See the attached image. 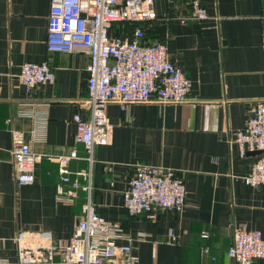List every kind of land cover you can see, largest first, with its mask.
<instances>
[{"label":"crops","instance_id":"obj_1","mask_svg":"<svg viewBox=\"0 0 264 264\" xmlns=\"http://www.w3.org/2000/svg\"><path fill=\"white\" fill-rule=\"evenodd\" d=\"M201 3L206 17L181 20L190 12L187 0H152L154 16L137 23L143 41H163L189 78L187 98L123 106L108 102L109 138L94 145L89 165L81 143L74 141L71 118L75 111L88 114L81 101L86 54L47 50L49 0H0V259L14 261L13 237L23 229L48 231L58 245L66 243L85 198L81 188L71 200L56 193L52 157L36 163L33 181L16 183L10 153L14 132L32 151L46 155L75 149L78 157L67 161L69 176L89 167L96 213L117 222L116 242H128L138 262L229 264L233 227L258 229L264 237V186L241 179L258 151L241 155L233 141L253 103L264 97V0ZM131 26L126 23L123 31L113 24L120 33ZM23 61H46L53 80L26 88L17 77ZM139 162L170 167L182 178L180 209H161L152 219L125 211L122 192ZM77 179L86 182L82 175ZM61 255L54 253L50 264H61ZM249 264H264V257Z\"/></svg>","mask_w":264,"mask_h":264},{"label":"built area","instance_id":"obj_2","mask_svg":"<svg viewBox=\"0 0 264 264\" xmlns=\"http://www.w3.org/2000/svg\"><path fill=\"white\" fill-rule=\"evenodd\" d=\"M189 15L200 19L207 15L201 0H187ZM154 16L152 0H49L45 44L47 50L81 51L87 56L86 94L81 99L87 116L75 111L74 141L81 143L89 165L96 144L106 143L110 123L105 111L108 102L120 106L130 102H178L187 98L190 80L174 63L163 41H143L139 21ZM132 24L129 32L113 33L114 22ZM26 87L52 81L53 71L46 61H23L17 74ZM239 154L257 150L258 154L241 176L244 183L264 186V97L257 99L246 116L244 125L233 136ZM10 153L13 178L18 184L33 181L34 167L42 157L57 162L56 193L71 200L76 189L85 191L80 213L66 243L58 245L50 232L23 229L15 233V258L0 264L52 262V255L61 252V264H152L138 262L130 253L128 242L117 243L121 229L117 222L103 219L90 198V169H78L69 176L67 161L77 158L74 148L68 153L46 155L32 151L19 133L11 137ZM77 175L86 182L80 184ZM183 180L174 169L148 163H136L122 192V206L129 215L145 213L155 218L161 209H180L184 203ZM170 236L173 234L169 231ZM201 236L207 231L202 230ZM207 247L203 246L202 251ZM229 264H249L264 257V237L258 229L235 226L226 248Z\"/></svg>","mask_w":264,"mask_h":264},{"label":"trees","instance_id":"obj_3","mask_svg":"<svg viewBox=\"0 0 264 264\" xmlns=\"http://www.w3.org/2000/svg\"><path fill=\"white\" fill-rule=\"evenodd\" d=\"M115 23H119V25H121V30L125 31L126 22H124V21H122V22H114L113 24H115ZM113 24L111 26V32H113V33H120L117 29H115V27H113Z\"/></svg>","mask_w":264,"mask_h":264}]
</instances>
